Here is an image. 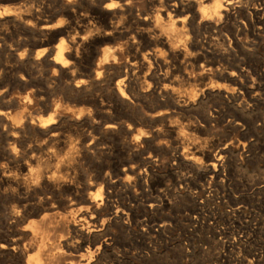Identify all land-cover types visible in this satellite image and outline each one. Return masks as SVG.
<instances>
[{
  "label": "rangeland",
  "instance_id": "obj_1",
  "mask_svg": "<svg viewBox=\"0 0 264 264\" xmlns=\"http://www.w3.org/2000/svg\"><path fill=\"white\" fill-rule=\"evenodd\" d=\"M30 1H28V0H8L7 2H6V0H1L0 1V11H2L4 9H7V8L12 11L11 15L8 16V14H6V15L2 16V18L0 17V22H1L0 23L1 24L0 25V41H1L0 44L2 43L0 45V50H1L0 51V55H1L0 56V59H1L0 60V63H1L0 64V66H1L0 69H3V70L7 69L8 70V69L14 68V70H18L19 67H20L19 63H18L19 56L23 55L25 49L33 50L34 51L33 54L35 55V54H37L36 52L38 50L40 51L41 50L40 48H42V46L40 47V45L38 44L39 41H38L37 38H39V40H42V39H44L43 37H45V35L39 33L38 31H35L34 29H31L29 24H27L25 21H24L25 25L23 23V20L22 21H18L19 18L16 15H18V14L27 15L31 11L39 9L40 13H41V16L43 18L45 17L46 21L48 23H50V24H54V26H61V28H66L70 24V22H68V21H70L69 20L70 18L67 16L68 14H66L67 11H68V8L66 7L65 4H59L58 5L56 0H30ZM215 1L216 0H212L210 2H206L205 5L206 6L208 5V7H210L211 5L214 4ZM222 1L224 2V0H222ZM225 1L228 2L230 0H225ZM262 2H264V0H253V3L251 2L250 6L248 8L245 5L241 6V7H236L234 9L230 10L228 15L223 16V17H214V18H211V19H205L204 20V19L201 18V15L198 13V16H197L198 18L194 17V21H193V17H191V16L187 17L186 20L184 19V21H183L182 18H184L186 16V13L184 15V13H182V12H177L173 6L171 7L170 3L164 2L162 4L164 6H162V7H163V9L165 7V10L168 9V11L171 12L170 17L172 16L171 17L172 19L170 17L167 18L166 16H164L163 21H166V20L169 21V20H173L174 19L173 21L176 20L175 23H176V26L178 27V29H180V30H182L184 32L187 31L186 32L187 34L184 35L185 38H183V40L178 43V45H181V46H178V50H181L180 48H183V49L181 51L173 53V54L172 53H168L169 51L167 49V46H165V44H164V41L167 40V37H168L167 34L163 33L162 30L160 31L159 30L160 27H158L155 24L156 22H154L155 18H156L157 11H155V9L152 8V6L149 4V2L147 0H125L123 2L124 4L125 3L127 4L126 6H124L125 9L121 8V10H120V8L119 9L117 8V11H119V10L121 11V12L119 11V13L117 12L116 17L118 19L116 17L112 18L113 19L112 20V22H113L112 25L115 26L114 27L115 29L117 28L116 29L117 33L115 34V36H114V38L112 39L111 42H107L105 44L100 45L99 49H101V48L103 49V47L104 48L105 47H113L112 52L113 53H117V55L120 56V58H121L120 63L121 64H119V67H117V68H112V71L110 73L112 74V81L116 82L122 76L121 74H124L126 72V74L129 77L127 76L128 78L126 79L127 81H125L126 83L124 84V88H125L126 92L128 93V97H130V98L128 99L129 100L128 102H125V103H127L126 105H128V106H126L124 102H122L120 100H117V98L114 95H112V97H113L112 98V117L114 118V119L112 118L113 119L112 122L113 121L114 122L116 121L115 123L118 122L121 125V127L115 129L116 131H112V133H113L112 136L110 134H104V133L99 134V136H100V139L102 138L101 142H102L103 145H109L110 144L113 147L112 148V156L107 158L108 160L109 159L110 160L111 159L114 160V161L112 160V168H113L112 169V182L115 181V182H113V185H112V191H113V193H112L113 194L112 210L116 206H123L124 205V207H126V209H127L128 221H130V220L131 221L123 226L122 222H121V219L117 218L115 215L112 216L113 217V222H112V243H110V241H108V243H110L112 246L110 244L104 246V248H105V249H103L104 252L102 251V254H100V259H101L100 262H101V264H110V263L111 264H115V263L116 264H122V263L123 264H125V263L126 264H163V263L164 264H214V263L215 264H237L238 262H239L238 264H243V263H245V264H264V260H263L264 259V233H262V232H264V230L262 231V228L264 229V190H263L264 189V182H263L264 181V149H263L264 148V22H262V21H264V7H263L264 3L262 4ZM27 3L28 4L30 3V4L28 5ZM22 4H23L24 7L23 6H19V5H22ZM36 4H37V6H36ZM43 4H44V6H43ZM48 4H50L51 7ZM34 5L37 8H35ZM57 5H58V7H57ZM5 6H6V8H5ZM7 6H9V7H7ZM12 6H13V8L15 7L16 9L14 8L15 9L14 10L12 8ZM18 6H19V9L17 8ZM180 6L181 5H179L178 8H180ZM31 7H33V8L31 9ZM53 7H54V9H52ZM162 7L159 5L158 9L161 10ZM181 7H183V6H181ZM261 7H262L263 10L261 9ZM169 8H170V10H169ZM198 8H200L199 5L196 6V10ZM123 9H124V11H123ZM246 9L250 10L253 13L255 11L258 12V14L255 16V20H256L255 22L256 23L254 24V26H250L248 24V22H247V17H246V12H245ZM51 10H52V12H51ZM127 10L129 11L128 13H126ZM199 10H201V8ZM49 12H51V14ZM134 12L135 13L137 12V13L135 14ZM46 14L48 15V18L46 16ZM52 14H53V19H51L52 18ZM59 14H61V15H59ZM118 14L119 15L121 14L120 16L122 18ZM54 15H56V16H54ZM57 15H59L58 16L59 18L57 17ZM123 15H124L125 19L123 18ZM10 16H11V19H10ZM128 16H130V17H128ZM141 16H143V17H141ZM63 17H64V19L66 18L65 21H64ZM144 17L145 18L147 17L146 19H148V17H149V19L147 20V21H149L148 24L144 25V24H142L139 21L141 19H144ZM67 18H69V19H67ZM126 18H127L128 22L126 21ZM133 20H134V22H133ZM180 20H182L183 23ZM2 22H4V23H2ZM138 22H140V23L138 24ZM150 22H154V23L152 24ZM118 23H119V25H118ZM66 24H68V25H66ZM123 24H124V26H123ZM129 24H131L132 26L131 25L129 26ZM190 24H191V26H190ZM9 25H10V27H9ZM116 25H117V27H116ZM133 25H134V28H133ZM138 25L141 26L142 28H139ZM146 25H148V26H146ZM152 25H153V27L152 28L150 27L151 29L148 28L149 26H152ZM64 26H66V27H64ZM118 26L119 27L121 26V27L118 28ZM206 26H207V28H206L207 30L204 29V27H206ZM135 27H136V30H135ZM155 27H157V29ZM15 28L16 29L18 28V29L16 30ZM241 28H243V29H241ZM25 29H27L28 31L27 30L25 31ZM186 29H188L190 32L188 30H186ZM191 29L193 31H191ZM239 29H240V31H239ZM255 29H256V31H255ZM120 30H121V32H120V35H119V31ZM145 30H146V32H145ZM155 30L160 31L161 33H163V35L160 32H157ZM131 31H132V33H131ZM242 31H244V32H242ZM253 31H255V32H253ZM5 32H6V35H5ZM125 32H127V33H125ZM147 32L149 33V35H148ZM233 32H235L234 33L235 35L233 34ZM236 32H237V34H236ZM32 33H33V37H32ZM139 33L141 35H139ZM157 33H159L160 35H158ZM190 33H192V34H190ZM122 34H123V36H122ZM154 34L156 35L155 37H153ZM124 35L125 36L127 35L129 37V39H128V37H125ZM146 35H148L149 37L147 36V38H146ZM199 35H200V37H199ZM71 36H73V37H71ZM131 36H134V37H132V40L130 39ZM136 36L138 38H136ZM19 37H20V39H19ZM70 38L74 39V40L75 39L79 40L78 38H80V33H77V32L75 33V31H73V32L70 33ZM123 38H124V40H123ZM152 38H154V39H152ZM15 39H17L16 40L17 42L15 41ZM36 39H37V41H36ZM150 39H152V40H150ZM157 39H159L161 41H159ZM56 40L57 41H55L52 45H54L55 43H57L59 41V39H56ZM136 40L137 41L140 40V41H138V43H137ZM141 40H142V43H141ZM144 40H146L147 43ZM201 40H202V42H199ZM223 40H224V42H223ZM231 40H232V42H231ZM131 41H133L132 44H131ZM190 41H192V42H190ZM195 41L198 42V44L195 43ZM225 41H227V42H225ZM234 41H236L237 43L235 44ZM6 43H7V45H6ZM156 43L158 44L157 46H156ZM29 44L31 46H29ZM112 44H113V46H112ZM147 44H149V45H147ZM150 44H153L154 48L152 47V45L150 46ZM15 45H16V47H13V48L11 47V46H15ZM130 45H131L132 48L130 47ZM140 45L141 46L143 45L142 48H141ZM2 46H4V47H2ZM17 47H18V49H17ZM133 47H135L136 49L133 48ZM14 49H15V51H14ZM121 49H124V50H121ZM137 49H139V50H137ZM185 49H186V51L187 50L188 51L186 52ZM191 49H192V51H190ZM194 49H195V51H194ZM229 49H230V51L231 50L232 51L229 52ZM139 51H141V52H139ZM2 52H3V54H2ZM134 52H139V53L137 55V53H134ZM188 52H190V54ZM199 52H201V53H199ZM211 52H212V55H211ZM221 53H222V55L220 56ZM132 54H134V55H132ZM231 54H232V56H231ZM155 55H157V56H155ZM190 55H191V58H190ZM154 56H155V60H154ZM194 56H196V57H194ZM202 56H204L207 61L205 60V58H202ZM132 57H134V58H132ZM141 57L144 60H146V62H147L146 66L147 67L145 66V68H141L142 70L139 67L136 68L135 65H133V67H132L131 64L133 62V59H135V58L142 59ZM158 57H160V58H158ZM165 57H166V59H165ZM214 57H216V58H214ZM129 58H130V60H129ZM149 58H151V59H149ZM162 58H163V60H162ZM8 60H9V62H8ZM150 60H152V61H150ZM186 60H188V61H186ZM195 60H197V61H195ZM10 61H11V63H10ZM129 61L130 62L132 61L131 64H129ZM169 61H171V62H169ZM204 61H206V62L204 63ZM210 61H211V63H210ZM152 62H154V63H152ZM160 62H162V64ZM173 62H176V63H173ZM213 62H214V64H213ZM218 62H219V64H218ZM195 63H197V64L195 65ZM6 64H8V65L5 66ZM124 64H125V66H124ZM159 64H161V65H159ZM243 64H244V66H243ZM30 65H31V67H30ZM39 65H40V63L38 64L37 61L33 60L31 62V64L28 65L30 67V68L28 67V69L31 70L33 76L35 77V81L36 82L38 81L36 87L38 89H39V87H41L40 88L41 91L45 90L46 92H49V94L54 95V97L51 95L52 98H51L50 102L48 100L44 101L45 104H43L44 103L43 100L39 99L37 96H36L37 99L34 100L32 102V104L27 105V106L25 104H23V102H21L22 101L21 99L24 98L25 94H27L28 92H31V90H32L31 88L32 87H29V86L26 87L25 85H23V82L21 83L20 80H17V81L14 82V81L10 80L4 74V72L0 73L1 74L0 75L1 76V78H0V89L1 90L9 89L8 91L10 92V97H7L3 101L2 100L0 101V108L2 107V109H5V110L8 108L7 111L9 112L8 113V116H9L8 124L6 125V124L0 122V130H1V132H0V148L4 151L3 152L0 149V160L2 159L0 161V171L6 170V169L7 170L13 169V167L17 163H19V162L22 163L23 160L26 161L30 156H32L34 154L39 156V157H41V158L43 157L42 159L46 162L45 166L47 168H51L52 169L58 163L57 158H59V157L62 158L64 155L67 156V154L72 151L73 159L72 160H69V159L65 160V165L67 166V169L65 170V172L69 173L71 175L70 177H71L72 180H74L75 184H77V185L79 184L80 185L81 182H83V174L85 175V174H87V172H89V170L91 171L92 168H93L92 164L96 163V162H94V160L92 158H90V159L88 158V159H85V160H82V159L80 160V158L77 156V154H78L77 146L81 143V140H82L81 138L83 136H85V134L87 135L89 133V131H90V128L88 129V125L85 124V122L82 121V119H77V115H76V111L79 112L80 110H82L83 109L82 107H84V105L80 102L78 94L73 93V92L71 93V92H68V91L67 92L63 91L62 92L61 88H58L54 83H53L54 85H52V80L48 79V78L53 77L52 69L50 68V66L45 67L43 64H41L40 66ZM227 65H229V66L227 67ZM162 66H164V67H162ZM190 66H191V68H189ZM225 66H226V68H225ZM229 67H232V68H229ZM128 68H130V69L128 70ZM154 68H157V70L154 69ZM132 69H134V70H132ZM147 69H149V70H147ZM192 69H194V70H192ZM172 70H174V71H172ZM182 70H184V72ZM189 70H190V72H189ZM231 70H232V72H231ZM133 71H135L136 73L133 72ZM141 71L142 72L144 71L143 72L144 74ZM240 71H241V73H240ZM166 72H168V73H166ZM137 73H139V74H137ZM231 73H233V77L231 76ZM41 74H42V76H41ZM119 74H120V76H119ZM133 74H135V75L133 76ZM153 74H154V76H153ZM180 74L183 75V77ZM116 75H117V79H115ZM179 75H180V77H178ZM135 76H136V78H135ZM204 76H206V78ZM212 76H214V77H212ZM215 76H216V78H215ZM150 77H152V79L154 81L152 79H149ZM181 77L183 79H180ZM224 77L226 78L227 81L225 80ZM138 78L140 80H137ZM166 78H168V79H166ZM186 78H188V79H186ZM213 78H215V79H213ZM2 79H4V81ZM133 79H135V80H133ZM130 80H132L133 83H132V81L130 82ZM212 80H213V82H212ZM219 80H221V81H219ZM134 81H135V83H134ZM183 81H185V82H183ZM216 81H217V83H216ZM142 82H143V84H142ZM171 82H172V84H170ZM179 82H180V85L177 84ZM182 82H183V84H182ZM189 82L192 83V84H189ZM243 82H245V83H243ZM2 83H5V84H2ZM127 83H129L132 87L129 84L127 85ZM158 83H160V84L158 85ZM185 83L188 84V85H186ZM184 84H185V86H184ZM236 85H238L240 88H242L241 91L240 90L237 91ZM128 86H129V88H126ZM5 87H6V89H5ZM37 88H36V90H37V92H39L40 90H38ZM130 88H132V89H130ZM52 89H54L55 91L54 90L52 91ZM187 90L188 91L190 90L191 92L188 93ZM101 91H102V89H101ZM132 91H133L134 94L132 93ZM195 91L198 92V93H196ZM162 92H164V93L162 94ZM165 92H167L168 94H166ZM58 93L61 94V95L59 96ZM135 93H136V95H135ZM137 94H139L140 96L137 95ZM144 94H146V96ZM203 94H204V96H203ZM142 95H144V96H142ZM165 95H166V97H165ZM191 95H193V96H191ZM180 96H181V98L178 99ZM211 96H212V98H211ZM136 97L138 99H136ZM155 97L158 98V99H156ZM174 97H175L176 100L174 99ZM250 97H251V99H250ZM19 98H21V99H19ZM139 98H140V100H139ZM161 99H162V101H161ZM177 99L180 100V102H182V103H179V101ZM216 99H217V101H216ZM238 99H239V101H238ZM134 100H136V101H134ZM155 100H157V102ZM209 100H210V102H209ZM130 101H131V103H130ZM251 101H253V102L251 103ZM55 102H58V103L61 102L60 104H62L60 110H58V116L61 117V118L59 117V120H58L60 122V124H59V122H57L55 124V126L57 127V131H58L57 139H54V141L52 139L50 140V134L47 135V137H49V138H47V137H45V135H43L40 132V130L38 128H36V129L33 128V127L28 128L29 127L28 126V127H25V128H21L23 130H21V133L19 134V136H20L18 138V140H20V141H18L19 144L17 143L15 150H12L11 148H14V145L12 144L13 139H12V136H11L12 131L10 130V126L11 127L18 126V124L15 121V118L18 117V116H22L23 118L25 117V119L26 118L28 119L29 117H33V116L35 118H40L41 115H42L41 118L48 117V116H50L51 113L54 112L53 111L54 109H49V111H48V110H46V107L47 106H51L50 103L53 104ZM238 102H241L242 105L240 106V103H238ZM77 103H78V105H77ZM120 103H122V104L120 105ZM11 105L12 106L14 105L13 106L14 108L13 107L11 108ZM152 105H154V106H152ZM169 105H171V106H169ZM15 106H16V108H15ZM78 106H81V107H78ZM124 106H126V107L123 108ZM135 106H136V108H135ZM177 106H179V107L177 108ZM156 107H157V109H156ZM202 107H203V109H202ZM126 108L128 110H126ZM138 108H139V110H137ZM205 108L207 110H205ZM115 109H117L118 111H116ZM183 109H185V110H183ZM199 109L201 110V112H200ZM119 110H121V111H119ZM125 110H126V112L127 111L128 112L127 113L124 112ZM134 110H136V111H134ZM239 110H241V111H239ZM42 111H44V112H42ZM190 111H192V112H190ZM46 112L48 114H46V116L44 117V115H45L44 113H46ZM115 113H116V115H115ZM195 113H196V115H194ZM158 114H159V116H158ZM200 114L202 115V119H200L201 118ZM171 115H172V117H171ZM117 116H118V119H116ZM177 116L179 117L178 119H177ZM130 117L132 118V120H131ZM192 118H194V119H192ZM133 119H135V120H133ZM149 119L151 120L150 123L148 122V121H150ZM256 119H258V120H256ZM126 120H127V122H126ZM63 121H65L67 123V125ZM138 121H139V123L137 125L136 122H138ZM186 121H189V122H186ZM201 121H202L203 124H200ZM251 121L253 122V124H252ZM158 122H159V125H158ZM179 122L182 123V125H180ZM196 122H198V123H196ZM239 122L241 124H237ZM155 123H156V126H155ZM161 123H162V125H161ZM169 123H172V124L170 125ZM75 124H76V126H75ZM128 124H129V126H128ZM134 124H135V126H134ZM167 124H169V126ZM5 125L8 126L9 129H6L8 127H6ZM72 126H73V128H72ZM126 126L128 127V129H127ZM20 127H22V126H20ZM20 127H18V128H20ZM65 127H67V129H69V130L67 131V129ZM163 127H164V131L162 130ZM27 128L29 130H27ZM177 128H179V129H177ZM208 128L210 130H208ZM24 129L26 131H29V133L28 132L24 133V132H26ZM180 129H181V131H180ZM65 130H66V132H65ZM173 130H174V132H173ZM176 130H179L178 133H177ZM182 130H183V132H182ZM70 131L72 133L74 131L73 134L75 136L72 135V133ZM167 131H168V133H167ZM189 131H192L193 134L191 132H189ZM119 132H120V135H119ZM141 132L143 134H145L146 136L144 135L139 141H136L135 138H133V137L135 136V134H138V133H141ZM68 133H70V134H68ZM154 133H157V134L154 135ZM194 133H196V134H194ZM161 134H163L162 137H161ZM76 135H78V136H76ZM171 135H173L172 138H170ZM22 136H25V137L22 138ZM28 136L31 137V138L29 139ZM32 136L35 137V138H33ZM36 136H38V139H37ZM62 137L63 138L65 137L66 139L65 138L63 139ZM114 137H116L115 141H114ZM2 138H4V139L2 140ZM76 138L78 139V141H76L77 140ZM109 138H110V141L108 140ZM174 138H175V140H174ZM21 139H22V141H21ZM126 139H128V141H126ZM129 139H130V141H129ZM150 139H152L153 141L150 140ZM179 139H180V141H179ZM44 140L45 141L48 140L49 142L48 141L45 142ZM64 140H65V142H64ZM111 140L114 141V142H117V144H119V145L117 146V144H115ZM50 141H52L53 143L50 142ZM74 141H75V143H74ZM105 141H107V143ZM144 141H146V142H144ZM183 141H185V142L183 143ZM36 142L38 143V145L42 146L40 151L37 149ZM58 142L59 143L61 142L60 143L61 146L59 145ZM179 142H180V144H179ZM30 143H32V144H30ZM33 143H35V144H33ZM56 143L58 145V148H57ZM127 143H129V144H127ZM53 144H54V147H53ZM123 144H124V146L126 145V148L123 146ZM173 144H175L176 146L175 145L173 146ZM65 145H68V146H65ZM129 145H130V148H128ZM49 146H50V148H49ZM63 146H64V148H63ZM152 146H153V148H152ZM156 146H157V148H156ZM123 147H124V149H123ZM20 148H21V150H20ZM31 148H33V149H31ZM115 148H116V150H115ZM18 149H19V151H18ZM22 149H23V151H22ZM42 149H43V151H42ZM45 149H47V150H45ZM145 149H148V150H145ZM161 149H162V151H161ZM10 150H11V153L9 152ZM137 150L140 151V153ZM158 150L161 151V152H159ZM1 151H2L3 154H1ZM12 151H14V152H12ZM46 151H48V153H46ZM149 151L151 152V154H150ZM166 151L169 153V155L167 154ZM171 151H172V153H171ZM60 152H62V153H60ZM131 152H133V153H131ZM148 152H149V154H147ZM156 152H157V155H155ZM29 153L31 155H29ZM36 153H38V154H36ZM212 153H213V155H212ZM130 155H131V157H130ZM153 155H154V158H153ZM160 155H161V157H160ZM188 155H190V156H188ZM218 155H221V156H218ZM181 156H182L183 159L181 158ZM216 156H217V158H216ZM50 157L52 159L53 158H56V159H53L51 162H49L48 158H50ZM125 157H127V158H125ZM177 157H178V159H177ZM207 157H209V158H207ZM214 157H215V159H214ZM76 158H77V160H76ZM189 158L191 159V161H190ZM208 159L212 160V161L209 162ZM55 160H56V162H55ZM133 160H135V161H133ZM156 161H157V163H156ZM176 161H177V163H176ZM114 162H117V163H114ZM129 163L131 164V166H130ZM207 164H208V166H207ZM88 165H89V167H88ZM187 165H189V166H187ZM138 167L140 169H138ZM181 167H183V168L181 169ZM188 167H190V168H188ZM193 167H195V168H193ZM116 168H118V169H116ZM184 168L187 171L184 170ZM120 170H122V171L124 170L123 173ZM128 170H129V173H128ZM131 171L134 172V173H132ZM204 171H205V173H204ZM119 172H120V174H119ZM187 172H188L189 176H188ZM191 172H192V174H191ZM145 173L147 174V176H146ZM171 173L173 174L172 176H171ZM175 173L176 174L178 173V174L176 175ZM214 173H215L216 176L214 175ZM116 174H118V176H115ZM123 174H125V175H123ZM24 175L26 177H24V176L23 177L26 178V179H28L29 178L28 176H30V174L27 173V172H25ZM168 175L171 176V177H169ZM184 175H185V177H184ZM190 175H192V176H190ZM149 176H150V178H148ZM161 176L163 178H161ZM197 176L199 178H197ZM166 177H168V178H166ZM130 178H133V179L130 180ZM180 178H182L181 179L182 181L180 180ZM189 178L191 180H195V181H191ZM76 180H78V181H76ZM138 180H139V183H138ZM160 180L162 181V183H161ZM152 182H154V184H152ZM181 182H184V183H181ZM196 182H198V183H196ZM225 182H227V183H225ZM116 184L119 187H116ZM143 184H144V186H143ZM180 184H181V187H180ZM133 185H134V187H133ZM162 185L164 187H162ZM187 185H189L192 188L188 187ZM140 186H141V189H140ZM170 186H171V188H170ZM143 187L145 188V190H144ZM221 187L222 188L224 187V188L222 189ZM165 188H167V189H165ZM176 188L178 189V191H176L177 190ZM220 188H221V190H220ZM129 190H130L131 194L128 193ZM156 190H158V191H156ZM167 190H169V192H167ZM64 192H66V194ZM143 192H145V193H143ZM160 192L163 193V194H161ZM68 193H70V194H68ZM120 193H122V194H120ZM72 194L73 193L71 192V190L66 188V187L63 189V192L61 190L60 193L58 194V196L62 197L63 199H66V200L69 199V203H68L69 205L65 206L66 209H62L61 211L62 212L64 211V213H68L70 211H76L77 213H81V212L84 213L85 210H83L84 208H82L83 204L80 201H78V200L76 201V196L72 195ZM167 194H169V195H167ZM163 195H164V197H162ZM170 195H171V197H170ZM172 195H174V196H172ZM145 197L147 198V200H146ZM72 198H74V199H72ZM3 199L6 200V201L3 202L4 201ZM152 199H153V201H152ZM236 199H237L238 202L236 201ZM10 200L11 199H8V198L7 199L6 198H0V204H4L6 206V203H7V206H9L10 204H12V200H11V202H10ZM173 200H175V201H173ZM54 201H56V199H54ZM118 201H120V202L118 203ZM232 201H234L235 203L232 202ZM259 202H261V203H259ZM239 203H240V205H239ZM159 204H160V206H159ZM149 205H151V206H149ZM242 205H244V206H242ZM255 205L257 207H255ZM259 205H260V208H258ZM0 206H2V205H0ZM234 206H236V207H234ZM194 212H195V214H193ZM112 213H113V211H112ZM139 215H141V216L139 217ZM241 217H242V221H241ZM2 219L3 218H1L0 220L2 221ZM154 219H155V222H154ZM170 219H172L173 221L172 220L170 221ZM192 219H194V220H192ZM139 221H140L141 224L142 223L143 224L141 225L139 223ZM169 222H171V223H169ZM114 223H116V224H114ZM210 223L211 224L215 223V225H210ZM198 225H199V227H198ZM153 226L156 227V228H153ZM160 226H162V227H160ZM143 227L144 228L146 227V228L143 229ZM148 227H149V229H148ZM151 227L153 229H151ZM216 227H218V228L216 229ZM227 228H229V229H227ZM121 229L124 230V231H122ZM146 229H148L149 231L146 230ZM160 229L162 231H160ZM213 229H214V232H216V233L213 232ZM241 229L244 232H242ZM251 229H253V231ZM0 231H3V229L0 228ZM227 231L228 232L230 231V232L228 233ZM255 231H256V233H254ZM122 232L123 233L125 232V233L123 234ZM218 232L220 234H218ZM145 234H146V236H145ZM124 235H125V237H124ZM161 236H162V238H160ZM218 236H220V237H218ZM118 237H119V239H118ZM149 237H150V239H149ZM122 238L125 239V241ZM234 238H236V239H234ZM141 239H144V240H141ZM91 240L93 241L94 239H91ZM119 240H123V241H119ZM234 240H235V242L236 241L237 242L234 243ZM126 241H129V242H126ZM143 242L145 243V245H144ZM251 242L253 244L250 245ZM114 243H116V244L114 245ZM216 243H217V245H216ZM219 244H220V248H219ZM120 245H122V246H120ZM138 247H140V248H138ZM222 247H224V248H222ZM232 248H234V249H232ZM181 250H183V251H181ZM250 250H252V251H250ZM175 251H176V253H175ZM254 251H255V253H254ZM139 253H140V255L142 254L143 256L142 255L140 256ZM182 253H184V254H182ZM238 253L241 255L240 257H239ZM113 255H114L115 258L113 257ZM166 256H168L169 258L166 257ZM140 257H142V258H140ZM228 257H229V259H228ZM261 257H263V258H261ZM122 259L123 260L125 259V260L123 261ZM111 260L114 261V262H112ZM173 260H174V262H173ZM252 261H253V263H252Z\"/></svg>",
  "mask_w": 264,
  "mask_h": 264
},
{
  "label": "bare ground",
  "instance_id": "obj_2",
  "mask_svg": "<svg viewBox=\"0 0 264 264\" xmlns=\"http://www.w3.org/2000/svg\"><path fill=\"white\" fill-rule=\"evenodd\" d=\"M1 1V0H0ZM8 0H6L7 2ZM30 1V0H28ZM58 5L59 4H65L66 7L68 8V11L66 14H68L67 16L70 18V24L69 26H64L66 28H61V26H54V24H50L46 21V18L44 19L41 16L40 10H33L31 11L29 14L27 15H23V14H18L16 15L19 20L18 21H22L23 23L24 21L29 24L31 29H34L35 31H38L39 33L45 35V37H43L44 39L39 40V45L40 47L42 46V48H40L41 50L38 52H36L37 54H33V50L30 49H25L23 55L19 56V69L18 70H14V68L11 69H0V73L4 72V74L12 81H17L20 80L21 83L23 82V85H25L26 87H32L31 92H28L27 94H25L24 98L21 99L23 102V104L30 105L32 104V102L34 100H36V96L44 101H49L51 100V95L49 94V92H46L45 90H40L41 87H39V89L36 87L38 81H35V77L33 76L31 70L28 69V65L31 64V62L33 60L37 61L38 64L40 63L43 64L45 67L50 66V68L52 69V75L53 77L48 78L52 80V85H56L58 88H61V91H65V92H73L79 95V100L80 102L84 105V107H82L83 109L80 110L79 112L76 111V115H77V119H82V121L85 122V124L88 125V129L90 128L89 133L85 136H83L80 140L81 143L77 146V156L80 158V160H85V159H90L92 158L94 160V162H96L93 165L92 170L89 172H87V174H83V182H81V184L77 185L74 183V180L71 179V175L69 173H66L65 170L67 169V166L65 165V160H72L73 159V153L72 151L70 153L67 154V156H61L62 158H57V165L54 168H47L46 162L39 156L37 155H32L30 156L26 161L23 160L22 163H17L13 169L10 170H2L0 171V198H8L12 200V204H8L9 206H6L4 204H0L2 206H0V219H2V221L0 220V228L3 229V231H0V264H101L100 262V254H102V251L105 245H109L110 243H112V222H113V215H115L117 218L121 219L122 225H126L127 223H129L130 221H128V215H127V209L126 207L123 206H116L113 208L112 210V198H113V191H112V185H113V181L112 182V160L113 159H107L108 157L112 156V145H103L100 139L99 134L104 133V134H110L112 136V131H116L115 129L121 127V125L117 122L115 123L114 121L112 122V120L114 119L112 117V95H114L117 100H120L122 102H128L129 98L128 97V93L126 92L125 88H124V84L126 83L125 81H127L126 79L129 77L126 72L124 74H121L122 76L116 81H112V74L110 73L112 71V68H117L119 67L121 58L119 55H117V53H113L112 49L113 47H103V49H99L100 45L105 44L107 42H111L112 39L114 38L115 34L117 33L116 29L114 28L115 26L112 25V18L116 17L117 12L119 13V11L121 10V8H124V6H126L127 2L124 4L123 2L125 0H56ZM149 2V4L152 6V8L155 9V11H157L156 14V18L155 24L160 27V31L162 30L163 33L167 34V40L164 41L165 46H167L168 49V53H176L181 51L183 48H180L181 50H178V45L179 42H181L183 40L184 35L187 34L186 29L184 31L178 29V27L176 26L175 21L173 20H169V21H163L164 16H166L167 18L170 17L171 12L167 10H165V7L163 9L162 5L164 2H168L171 4V7L173 6L175 8V10L177 12H182L186 13V16L183 19L186 20L187 17H193V21H194V17L198 16V13L201 15L202 19H211L214 17H223L228 15L229 11L236 8V7H241V6H247V8L250 6L251 2L253 3V0H230V1H225L224 2L222 0H216L214 2L213 5H211L210 7H208V5L206 6L205 3L206 2H210L212 0H147ZM31 2V1H30ZM40 2V1H39ZM38 2V3H39ZM42 2V1H41ZM259 2V1H258ZM5 3V2H4ZM9 3V2H8ZM36 3V2H35ZM47 3V2H46ZM53 3V2H52ZM264 2H262L263 4ZM6 4V3H5ZM28 4V3H27ZM30 4V3H29ZM28 4V5H29ZM148 4V5H149ZM209 4V3H208ZM11 5V4H10ZM32 5V4H31ZM40 5V4H39ZM50 6V4H48ZM57 5V7H58ZM161 6L162 9H158V6ZM181 5L183 7L180 6V8H178V6ZM199 5V7L201 8V10H199L200 8H198L196 10V6ZM19 6H23L19 5ZM19 6L17 7L19 9ZM37 6V4H36ZM35 5L34 7L37 8ZM44 6V4H43ZM166 6V5H165ZM169 6V5H168ZM167 6V7H168ZM259 6V5H258ZM263 6V5H262ZM9 7V6H7ZM24 7V6H23ZM22 7V8H23ZM28 7V6H27ZM39 7V6H38ZM46 7V6H45ZM51 7V6H50ZM55 7V6H54ZM54 7L52 9H54ZM260 7V6H259ZM264 7V6H263ZM6 8V6H5ZM13 8V6H12ZM15 8V7H14ZM13 8V9H14ZM21 8V7H20ZM29 8V7H28ZM33 7H31L32 9ZM34 8V9H35ZM41 8V7H40ZM117 8L120 10L117 11ZM178 8V9H177ZM16 9V8H15ZM14 9V10H15ZM45 9V8H44ZM43 9V10H44ZM51 9V8H50ZM66 9V8H65ZM125 9V8H124ZM123 9V11H124ZM242 9V8H241ZM244 9V8H243ZM250 9V8H249ZM252 9V8H251ZM262 9V7H261ZM26 10V9H25ZM42 10V9H41ZM61 10V9H60ZM134 10V9H133ZM151 10V9H150ZM170 10V8H169ZM263 10V9H262ZM17 11V10H16ZM23 11V10H22ZM28 11V10H27ZM165 11V12H164ZM243 11V10H242ZM47 12V11H46ZM45 12V13H46ZM52 12V10H51ZM51 12H49L51 14ZM121 12V11H120ZM129 11L127 10L126 13H128ZM132 12V11H131ZM154 12V11H153ZM246 17H247V22L250 26H254V24L256 23L255 21V16L258 14L257 11H255L254 13L251 12L250 10L246 9ZM12 11L7 9H4L2 11H0V17L2 18V16L8 14L11 15ZM14 13V12H13ZM17 13V12H16ZM21 13V12H20ZM135 13V12H134ZM137 13V12H136ZM135 13V14H136ZM151 13V12H150ZM149 13V14H150ZM236 13V12H235ZM49 14V15H50ZM55 14V13H54ZM58 14V13H57ZM140 14V13H139ZM142 14V13H141ZM144 14V13H143ZM148 14V15H149ZM152 14V13H151ZM150 14V15H151ZM176 14V13H175ZM261 14V13H260ZM13 15V14H12ZM61 15V14H59ZM57 15V17L59 16ZM119 15V14H118ZM121 15V14H120ZM119 15V16H120ZM127 15V14H126ZM138 15V14H137ZM147 15V16H148ZM244 15V14H243ZM47 18L48 15L46 14ZM56 16V15H54ZM139 16V15H138ZM230 16V15H229ZM121 17V16H120ZM119 17V18H120ZM130 17V16H128ZM134 17V16H133ZM143 17V16H141ZM165 17V18H166ZM172 17V16H171ZM170 17V18H171ZM238 17V16H237ZM260 17V16H259ZM8 18V17H7ZM51 18V17H50ZM55 18V17H54ZM59 18V17H58ZM117 18V17H116ZM122 18V17H121ZM123 18L125 19L124 15ZM136 18V17H135ZM147 18V17H146ZM144 17V19L139 20L142 24H148L149 21H147L149 19H146ZM198 18V17H197ZM236 18V17H235ZM11 19V16H10ZM53 19V14H52V18ZM64 19V17H63ZM66 19V18H65ZM64 19V21H65ZM118 19V18H117ZM123 19V20H124ZM134 19V18H133ZM172 19V18H171ZM239 19V18H238ZM241 19V18H240ZM245 19V18H244ZM259 19V18H258ZM263 19V18H262ZM14 20V19H13ZM50 20V19H49ZM48 20V21H49ZM55 20V19H54ZM53 20V21H54ZM120 20V19H119ZM118 20V21H119ZM135 20V19H134ZM133 20V22H134ZM196 20V19H195ZM235 20V19H234ZM125 21V20H124ZM127 21V18H126ZM138 21V20H137ZM178 21V20H177ZM182 21V20H180ZM182 21V23H183ZM197 21V20H196ZM244 21V20H243ZM262 21V20H261ZM5 22V21H4ZM2 22V23H4ZM63 22V21H62ZM115 22V21H114ZM117 22V21H116ZM121 22V21H120ZM128 22V21H127ZM132 22V21H131ZM138 22V24L140 23ZM154 22H150V23H154ZM200 22V21H199ZM246 22V21H245ZM264 22V21H262ZM261 22V23H262ZM1 23V22H0ZM10 23V22H9ZM8 23V24H9ZM67 23V22H66ZM136 23V22H135ZM134 23V24H135ZM181 23V24H182ZM191 23V22H190ZM239 23V22H238ZM237 23V24H238ZM241 23V22H240ZM6 24V23H5ZM12 24V23H11ZM21 24V23H20ZM65 24V23H64ZM63 24V25H64ZM132 24V23H131ZM129 24V26L131 25ZM186 24V23H185ZM192 24V23H191ZM190 24V26H191ZM243 24V23H242ZM1 25V24H0ZM18 25V24H17ZM25 25V23H24ZM68 25V24H66ZM119 25V23H118ZM150 25V24H149ZM195 25V24H194ZM193 25V26H194ZM212 25V24H211ZM260 25V24H259ZM262 25V24H261ZM122 26V25H121ZM120 26V27H121ZM124 26V24H123ZM128 26V27H129ZM132 26V25H131ZM148 26V25H146ZM187 26V25H186ZM192 26V27H193ZM238 26V25H237ZM263 26V25H262ZM10 27V25H9ZM117 27V25H116ZM118 26V28H120ZM139 28H142L141 26L138 25ZM145 27V26H144ZM152 28V26H149L148 28ZM182 27V26H181ZM180 27V28H181ZM203 27V26H202ZM258 27V26H257ZM28 28V27H27ZM123 28V27H122ZM134 28V25H133ZM138 28V29H139ZM150 28V29H151ZM157 29V27H155ZM184 28V27H183ZM206 27H204V29H206ZM231 28V27H230ZM247 28V27H246ZM252 28V27H251ZM255 28V27H254ZM253 28V29H254ZM4 29V28H3ZM16 29V28H15ZM18 29V28H17ZM16 29V30H17ZM210 29V28H209ZM212 29V28H211ZM243 29V28H241ZM2 30V29H1ZM27 29H25L26 31ZM136 30V27H135ZM134 30V31H135ZM141 30V29H140ZM139 30V31H140ZM144 30V29H143ZM148 30V29H147ZM153 30V29H152ZM207 30V29H206ZM214 30V29H213ZM235 30V29H234ZM237 30V29H236ZM8 31V30H7ZM28 31V30H27ZM75 31V33H80V38H78L79 40H74L70 38V33ZM125 31V30H124ZM154 31V30H153ZM157 31V30H155ZM157 31V32H160ZM189 31V30H188ZM191 31H193L191 29ZM240 31V29H239ZM256 31V29H255ZM253 31V32H255ZM14 32V31H13ZM12 32V33H13ZM16 32V31H15ZM33 32V31H32ZM121 30L119 31V35H120ZM138 32V31H137ZM144 32V31H143ZM146 32V30H145ZM149 32V31H148ZM147 32V33H148ZM190 32V31H189ZM196 32V31H195ZM244 32V31H242ZM35 33V32H34ZM127 33V32H125ZM132 33V31H131ZM146 33V34H147ZM151 33V32H150ZM161 33V32H160ZM163 33H161L163 35ZM193 33V32H192ZM190 33V34H192ZM235 32H233L234 34ZM22 34V33H21ZM28 34V33H27ZM31 34V33H30ZM73 34V33H72ZM143 34V33H142ZM156 34V33H155ZM154 34L153 37H155L156 35ZM158 35H160L159 33H157ZM237 34V32H236ZM239 34V33H238ZM241 34V33H240ZM6 35V32H5ZM10 35V34H9ZM24 35V34H23ZM29 35V34H28ZM35 35V34H34ZM139 35H141L139 33ZM149 35V33H148ZM146 35V38L147 36ZM198 35V34H197ZM235 35V34H234ZM36 36V35H35ZM123 36V34H122ZM125 36V35H124ZM145 36V35H144ZM152 36V35H151ZM188 36V35H187ZM190 36V35H189ZM215 36V35H214ZM223 36V35H222ZM233 36V35H232ZM7 37V36H6ZM32 37H33V33H32ZM73 37V36H71ZM125 37H128L127 35ZM124 37V38H125ZM131 36V40H132ZM149 37V36H148ZM162 37V36H161ZM200 37V35H199ZM202 37V36H201ZM236 37V36H235ZM238 37V36H237ZM15 38V37H14ZM17 38V37H16ZM22 38V37H21ZM118 38V37H117ZM123 38V40H124ZM136 38H138L136 36ZM143 38V37H142ZM157 38V37H156ZM160 38V37H159ZM163 38V37H162ZM165 38V37H164ZM189 38V37H188ZM192 38V37H191ZM8 39V38H7ZM20 39V37H19ZM23 39V38H22ZM32 39V38H31ZM36 39V41H37ZM56 39H59V41L57 43H55L54 45H52L55 41H57ZM129 39V37H128ZM154 39V38H152ZM150 39V40H152ZM195 39V38H194ZM236 39V38H235ZM240 39V38H239ZM5 40V39H4ZM14 40V39H13ZM17 39H15L16 41ZM134 40V39H133ZM143 40V39H142ZM141 40V43H142ZM159 40V39H157ZM186 40V39H185ZM198 40V39H197ZM196 40V41H197ZM208 40V39H207ZM225 40V39H224ZM223 40V42H224ZM230 40V39H229ZM228 40V41H229ZM7 41V40H6ZM26 41V40H25ZM34 41V40H33ZM137 41V40H136ZM140 41V40H138ZM137 41V43H138ZM146 42V40H144ZM149 41V40H148ZM161 41V40H159ZM163 41V40H162ZM187 41V40H186ZM198 44V42H196ZM237 41V40H236ZM234 41V43L236 44L237 42ZM1 42V41H0ZM3 42V41H2ZM17 42V41H16ZM15 42V43H16ZM144 42V43H145ZM151 42V41H150ZM155 42V41H154ZM192 42V41H190ZM194 42V41H193ZM199 42H202L199 41ZM217 42V41H216ZM220 42V41H219ZM218 42V43H219ZM227 42V41H225ZM232 42V40H231ZM4 43V42H3ZM21 43V42H20ZM122 43V42H121ZM133 43V41H131V44ZM140 43V44H141ZM147 43V42H146ZM149 43V42H148ZM152 43V42H151ZM160 43V42H159ZM187 43V42H186ZM185 43V44H186ZM2 44V43H1ZM0 44V45H1ZM10 44V43H9ZM32 44V43H31ZM201 44V43H200ZM199 44V45H200ZM231 44V43H230ZM234 44V45H235ZM7 45V43H6ZM35 45V44H34ZM128 45V44H127ZM134 45V44H133ZM149 45V44H147ZM153 44H150V46ZM158 44L156 43V46ZM184 45V44H183ZM188 45V44H187ZM211 45V44H210ZM209 45V46H210ZM216 45V44H215ZM219 45V44H218ZM238 45V44H237ZM25 46V45H24ZM29 46H31L29 44ZM33 46V45H32ZM111 46V45H110ZM113 46V44H112ZM137 46V45H136ZM141 46V45H140ZM139 46V47H140ZM143 46V45H142ZM141 46V48H142ZM146 46V45H145ZM160 46V45H159ZM163 46V45H162ZM190 46V45H189ZM198 46V45H197ZM212 46V45H211ZM214 46V45H213ZM4 47V46H2ZM8 47V46H7ZM16 47L15 46H11ZM34 47V46H33ZM131 47V45H130ZM185 47V46H184ZM201 47V46H200ZM22 48V47H21ZM132 48V47H131ZM135 48V47H133ZM154 48V47H153ZM189 48V47H188ZM209 48V47H208ZM207 48V49H208ZM238 48V47H237ZM18 49V47H17ZM130 49V48H129ZM136 49V48H135ZM161 49V48H160ZM166 49V50H167ZM187 49V48H186ZM185 49V51H186ZM8 50V49H7ZM13 50V49H12ZM23 50V49H22ZM115 50V49H114ZM124 50V49H121ZM132 50V49H131ZM139 50V49H137ZM143 50V49H142ZM146 50V49H145ZM144 50V51H145ZM150 50V49H149ZM156 50V49H155ZM164 50V49H163ZM165 50V51H166ZM201 50V49H200ZM206 50V49H205ZM204 50V51H205ZM215 50V49H214ZM222 50V49H221ZM262 50V49H261ZM1 51V50H0ZM9 51V50H8ZM15 51V49H14ZM151 51V50H150ZM184 51V52H185ZM188 51V50H187ZM186 51V52H187ZM192 51V49L190 50ZM195 51V49H194ZM217 51V50H216ZM220 51V50H219ZM218 51V52H219ZM226 51V50H225ZM232 51V50H231ZM229 49V52H231ZM253 51V50H252ZM12 52V51H11ZM18 52V51H17ZM121 52V51H120ZM141 52V51H139ZM139 52H134V53H138ZM221 52V51H220ZM236 52V51H235ZM8 53V52H7ZM21 53V52H20ZM19 53V54H20ZM146 53V52H145ZM148 53V52H147ZM183 53V52H182ZM190 54V52H188ZM201 53V52H199ZM3 54V52H2ZM130 54V53H129ZM180 54V53H179ZM186 54V53H185ZM192 54V53H191ZM210 54V53H209ZM11 55V54H10ZM134 55V54H132ZM150 55V54H149ZM184 55V54H183ZM194 55V54H193ZM199 55V54H198ZM212 55V52H211ZM210 55V56H211ZM216 55V54H215ZM222 55V53L220 54V56ZM230 55V54H229ZM252 55V54H251ZM1 56V55H0ZM8 56V55H7ZM147 56V55H146ZM153 56V55H152ZM157 56V55H155ZM155 56H154V60H155ZM167 56V55H166ZM177 56V55H176ZM185 56V55H184ZM183 56V57H184ZM232 56V54H231ZM12 57V56H11ZM137 57V56H136ZM163 57V56H162ZM187 57V56H186ZM185 57V58H186ZM196 57V56H194ZM198 57V56H197ZM134 58V57H132ZM142 58V57H141ZM160 58V57H158ZM157 58V59H158ZM168 58V57H167ZM176 58V57H175ZM182 58V57H181ZM191 58V55H190ZM202 58H205L204 56H202ZM216 58V57H214ZM213 58V59H214ZM151 59V58H149ZM166 59V57H165ZM189 59V58H188ZM196 59V58H195ZM231 59V58H230ZM259 59V58H258ZM1 60V59H0ZM4 60V59H3ZM14 60V59H13ZM130 60V58H129ZM163 60V58H162ZM175 60V59H174ZM182 60V59H181ZM206 60V58H205ZM7 61V60H6ZM152 61V60H150ZM168 61V60H167ZM172 61V60H171ZM169 61V62H171ZM176 61V60H175ZM184 61V60H183ZM188 61V60H186ZM197 61V60H195ZM194 61V62H195ZM207 61V60H206ZM204 61V63L206 62ZM220 61V60H219ZM230 61V60H229ZM235 61V60H234ZM4 62V61H3ZM9 62V60H8ZM132 62V61H131ZM131 62L129 61V64H131ZM163 62V61H162ZM162 62H160L162 64ZM200 62V61H199ZM5 63V62H4ZM11 63V61H10ZM154 63V62H152ZM156 63V62H155ZM176 63V62H173ZM198 63V62H197ZM195 63V65L197 64ZM211 63V61H210ZM221 63V62H220ZM1 64V63H0ZM13 64V63H12ZM37 64V63H36ZM126 64V63H125ZM124 64V66H125ZM128 64V65H129ZM159 64V65H161ZM188 64V63H187ZM190 64V63H189ZM194 64V63H193ZM214 64V62H213ZM219 64V62H218ZM8 64H6L5 66H7ZM35 65V64H34ZM39 65V66H40ZM132 67L133 65L137 67L141 68H145V66L147 65L146 60L142 59H138L135 58L133 59L132 62ZM170 65V64H169ZM176 65V64H175ZM194 65V66H195ZM209 65V64H208ZM207 65V66H208ZM231 65V64H230ZM239 65V64H238ZM10 66V65H9ZM8 66V67H9ZM12 66V65H11ZM43 66V67H44ZM174 66V65H173ZM177 66V65H176ZM179 66V65H178ZM229 65H227L228 67ZM244 66V64H243ZM1 67V66H0ZM31 67V65H30ZM29 67V68H30ZM122 67V66H121ZM147 67V66H146ZM159 67V66H158ZM164 67V66H162ZM166 67V66H165ZM198 67V66H197ZM217 67V66H216ZM6 68V67H5ZM10 68V67H9ZM149 68V67H148ZM160 68V67H159ZM168 68V67H167ZM183 68V67H182ZM181 68V69H182ZM191 68V66L189 67ZM196 68V67H195ZM226 68V66H225ZM232 68V67H229ZM235 68V67H234ZM233 68V69H234ZM253 68V67H252ZM126 69V68H125ZM124 69V70H125ZM130 68H128L129 70ZM157 70V68H154ZM166 69V68H165ZM188 69V68H187ZM216 69V68H215ZM219 69V68H218ZM239 69V68H238ZM123 70V69H122ZM121 70V71H122ZM127 70V69H126ZM125 70V71H126ZM134 70V69H132ZM131 70V71H132ZM142 70V69H141ZM144 70V69H143ZM149 70V69H147ZM194 70V69H192ZM197 70V69H196ZM195 70V71H196ZM199 70V69H198ZM228 70V69H227ZM245 70V69H244ZM40 71V70H39ZM130 71V72H131ZM174 71V70H172ZM184 72V70H182ZM226 71V70H225ZM44 72V71H43ZM123 72V71H122ZM128 72V71H127ZM135 72V71H133ZM142 72V71H141ZM144 72V71H143ZM142 72V73H143ZM148 72V71H147ZM151 72V71H150ZM160 72V71H159ZM163 72V71H162ZM190 72V70H189ZM198 72V71H197ZM232 72V70H231ZM235 72V71H234ZM233 72V73H234ZM129 73V72H128ZM136 73V72H135ZM140 73V72H139ZM137 73V74H139ZM157 73V72H156ZM161 73V72H160ZM168 73V72H166ZM179 73V72H178ZM193 73V72H192ZM191 73V74H192ZM195 73V72H194ZM215 73V72H214ZM219 73V72H218ZM229 73V72H228ZM233 73H231V76L233 77ZM241 73V71H240ZM243 73V72H242ZM3 74V75H4ZM37 74V73H36ZM40 74V73H39ZM118 74V73H117ZM141 74V73H140ZM144 74V73H143ZM176 74V73H175ZM187 74V73H186ZM209 74V73H208ZM235 74V73H234ZM1 75V74H0ZM135 74H133L134 76ZM142 75V74H141ZM147 75V74H146ZM181 75V74H180ZM180 75L178 77H180ZM223 75V74H222ZM37 76V75H36ZM42 76V74H41ZM47 76V75H46ZM50 76V75H49ZM120 76V74H119ZM128 76V77H127ZM132 76V75H131ZM154 76V74H153ZM160 76V75H159ZM183 77V75H181ZM228 76V75H227ZM226 76V77H227ZM145 77V76H144ZM162 77V76H161ZM160 77V78H161ZM174 77V76H173ZM176 77V76H175ZM180 79H183V78ZM206 78V76H204ZM208 77V76H207ZM214 77V76H212ZM238 77V76H237ZM1 78V76H0ZM136 78V76H135ZM141 78V77H140ZM203 78V77H202ZM216 78V76H215ZM213 78V79H215ZM219 78V77H218ZM225 78V77H224ZM117 79V75L116 78ZM149 79H152V77H150ZM155 79V78H154ZM168 79V78H166ZM174 79V78H173ZM188 79V78H186ZM199 79V78H198ZM204 79V78H203ZM209 79V78H208ZM223 79V78H222ZM234 79V78H233ZM4 81V79H2ZM9 80V81H10ZM129 80V79H128ZM135 80V79H133ZM137 80H140L139 78ZM136 80V81H137ZM153 80V79H152ZM161 80V79H160ZM165 80V79H164ZM163 80V81H164ZM170 80V79H169ZM185 80V79H184ZM200 80V79H199ZM206 80V79H205ZM211 80V79H210ZM218 80V79H217ZM226 80V78H225ZM44 81V80H43ZM132 80H130L131 82ZM143 81V80H142ZM151 81V80H150ZM154 81V80H153ZM162 81V82H163ZM171 81V80H170ZM174 81V80H173ZM178 81V80H177ZM181 81V80H180ZM188 81V80H187ZM186 81V82H187ZM190 81V80H189ZM198 81V80H197ZM221 81V80H219ZM224 81V80H223ZM227 81V80H226ZM232 81V80H231ZM239 81V80H238ZM241 81V80H240ZM244 81V80H243ZM138 82V81H137ZM140 82V81H139ZM146 82V81H145ZM185 82V81H183ZM182 82V84H183ZM210 82V81H209ZM213 82V80H212ZM229 82V81H228ZM242 82V81H241ZM13 83V82H12ZM54 83V84H53ZM133 83V81H132ZM135 83V81H134ZM141 83V82H140ZM148 83V82H147ZM150 83V82H149ZM166 83V82H165ZM164 83V84H165ZM188 83V82H187ZM217 83V81H216ZM234 83V82H233ZM245 83V82H243ZM5 84V83H2ZM129 83H127L128 85ZM139 84V83H138ZM143 84V82H142ZM160 83H158L159 85ZM163 84V83H162ZM172 84V82L170 83ZM174 84V83H173ZM176 84V83H175ZM180 85V82L177 83ZM176 84V85H177ZM186 84V83H185ZM184 84V86H185ZM189 84H192L189 82ZM198 84V83H197ZM209 84V83H208ZM212 84V83H211ZM241 84V83H240ZM41 85V84H40ZM130 85V84H129ZM148 85V84H147ZM157 85V86H158ZM175 85V86H176ZM178 85V86H179ZM188 85V84H186ZM221 85V84H220ZM234 85V84H233ZM45 86V85H44ZM126 86V85H125ZM131 86V85H130ZM141 86V85H140ZM182 86V85H181ZM196 86V85H195ZM228 86V85H227ZM238 85H236V89L237 91H241L242 88H240ZM2 87V86H1ZM38 90H40L39 92H37L36 88ZM132 87V86H131ZM209 87V86H208ZM4 88V87H3ZM8 88V87H7ZM47 88V87H46ZM51 88V87H50ZM126 88H129L126 87ZM146 88V87H145ZM156 88V87H155ZM177 88V87H176ZM6 89V87H5ZM102 89V91H101ZM132 89V88H130ZM137 89V88H136ZM143 89V88H142ZM9 89L6 90H1L0 89V101L6 99L7 97H10V92L8 91ZM51 90V89H50ZM54 89H52L53 91ZM148 90V89H147ZM175 90V89H174ZM182 90V89H181ZM207 90V89H206ZM211 90V89H210ZM226 90V89H225ZM229 90V89H228ZM235 90V89H234ZM244 90V89H243ZM27 91V90H26ZM55 91V90H54ZM163 91V90H162ZM165 91V90H164ZM173 91V90H172ZM176 91V90H175ZM188 91V90H187ZM194 91V90H193ZM209 91V90H208ZM218 91V90H217ZM233 91V90H232ZM51 92V91H50ZM64 92V93H65ZM153 92V91H152ZM157 92V91H156ZM174 92V91H173ZM177 92V91H176ZM179 92V91H178ZM191 92L190 90L188 91V93ZM196 92V91H195ZM230 92V91H229ZM26 93V92H25ZM61 93V92H60ZM133 93V91H132ZM145 93V92H144ZM164 92H162L163 94ZM166 94H168L167 92H165ZM198 93V92H196ZM220 93V92H219ZM233 93V92H232ZM248 93V92H247ZM59 94V93H58ZM134 94V93H133ZM180 94V93H179ZM206 94V93H205ZM208 94V93H207ZM217 94V93H216ZM249 94V93H248ZM61 94H59L60 96ZM136 95V93H135ZM139 95V94H137ZM146 96V94H144ZM142 95V96H144ZM149 95V94H148ZM160 95V94H159ZM174 95V94H173ZM177 95V94H176ZM196 95V94H195ZM209 95V94H208ZM221 95V94H220ZM54 97V95H52ZM140 96V95H139ZM184 96V95H183ZM193 96V95H191ZM198 96V95H197ZM204 96V94H203ZM213 96V95H212ZM211 96V98H212ZM66 97V96H65ZM76 97V96H75ZM166 97V95H165ZM217 97V96H216ZM223 97V96H222ZM228 97V96H227ZM142 98V97H141ZM156 98V97H155ZM162 98V97H161ZM171 98V97H170ZM181 96L178 98L180 99ZM183 98V97H182ZM185 98V97H184ZM188 98V97H187ZM199 98V97H198ZM203 98V97H202ZM244 98V97H243ZM77 99V98H76ZM136 99H138L136 97ZM144 99V98H143ZM146 99V98H145ZM149 99V98H148ZM154 99V98H153ZM158 99V98H156ZM175 99V97H174ZM177 99V100H178ZM241 99V98H240ZM251 99V97H250ZM253 99V98H252ZM9 100V99H8ZM133 100V99H132ZM140 100V98H139ZM138 100V101H139ZM151 100V99H150ZM169 100V99H168ZM176 100V99H175ZM187 100V99H186ZM6 101V100H5ZM65 101V100H64ZM136 101V100H134ZM149 101V100H148ZM157 102V100H155ZM162 101V99H161ZM179 103L180 100H178ZM177 101V102H178ZM191 101V100H190ZM199 101V100H198ZM217 101V99H216ZM239 101V99H238ZM242 101V100H241ZM17 102V101H16ZM15 102V103H16ZM20 102V101H19ZM41 102V101H40ZM77 102V101H76ZM79 102V103H80ZM143 102V101H142ZM147 102V101H146ZM169 102V101H168ZM192 102V101H191ZM210 102V100H209ZM212 102V101H211ZM253 101H251L252 103ZM255 102V101H254ZM3 103V102H2ZM1 103V104H2ZM6 103V102H5ZM14 103V104H15ZM61 103V102H60ZM58 102L55 103H50L51 106H47L46 110L49 111V109H54L53 113H49L50 116L45 117L46 114H48L47 112L44 113V117L45 118H35L33 117H29L28 119L25 117L23 118L22 116H18L15 118L16 123L18 124V126L16 127H11L10 126V130L12 131V139L13 142L12 144L14 145V148H11L12 150H15L16 148V144L18 143V138L20 137L19 134L21 133V128H25V127H33V128H38L40 130V132L45 135V137H47V135L50 134V140L52 139L54 141V139H57L58 136V131H57V127L55 126V124L57 122H59V117L58 116V110H60L62 104H60ZM70 103V102H69ZM80 103V104H81ZM131 103V101H130ZM134 103V102H133ZM140 103V102H139ZM240 106L242 105L241 102ZM237 103V104H238ZM45 104V102L43 103ZM72 104V103H71ZM122 103H120L121 105ZM127 103H125L126 105ZM137 104V103H136ZM162 104V103H161ZM177 104V103H176ZM189 104V103H188ZM187 104V105H188ZM220 104V103H219ZM254 104V103H253ZM3 105V104H2ZM10 105V104H9ZM74 105V104H73ZM78 105V103H77ZM115 105V104H114ZM124 105V104H123ZM149 105V104H148ZM165 105V104H164ZM183 105V104H182ZM181 105V106H182ZM197 105V104H196ZM244 105V104H243ZM7 106V105H6ZM14 106V105H13ZM11 105V108L13 107ZM128 106V105H126ZM126 106H124L123 108H125ZM137 106V105H136ZM135 106V108H136ZM154 106V105H152ZM171 106V105H169ZM180 106V107H181ZM209 106V105H208ZM24 107V106H23ZM44 107V106H43ZM42 107V108H43ZM81 107V106H78ZM139 107V106H138ZM148 107V106H147ZM150 107V106H149ZM162 107V106H161ZM164 107V106H163ZM179 106H177L178 108ZM206 107V106H205ZM5 108V107H4ZM14 108V107H13ZM16 108V106H15ZM77 108V107H76ZM122 108V109H123ZM140 108V107H139ZM139 108L137 110H139ZM152 108V107H151ZM184 108V107H183ZM240 108V107H239ZM243 108V107H242ZM8 109V108H7ZM7 109H2V107L0 108V122L4 123V124H8V120H9V116H8V111ZM27 109V108H26ZM75 109V108H74ZM157 109V107H156ZM180 109V108H179ZM193 109V108H192ZM203 109V107H202ZM116 111H118L117 109H115ZM126 110H128L126 108ZM126 110L124 112H126ZM177 110V109H176ZM185 110V109H183ZM200 110V109H199ZM205 110H207L205 108ZM251 110V109H250ZM121 111V110H119ZM136 111V110H134ZM133 111V112H134ZM181 111V110H180ZM187 111V110H186ZM194 111V110H193ZM241 111V110H239ZM245 111V110H244ZM29 112V111H28ZM36 112V111H35ZM44 112V111H42ZM51 112V111H50ZM114 112V111H113ZM128 112V111H127ZM126 112V113H127ZM141 112V111H140ZM182 112V111H181ZM185 112V111H184ZM192 112V111H190ZM189 112V113H190ZM195 112V111H194ZM197 112V111H196ZM201 112V110H200ZM204 112V111H203ZM122 113V112H121ZM155 113V112H154ZM187 113V112H186ZM206 113V112H205ZM208 113V112H207ZM211 113V112H210ZM240 113V112H239ZM42 114V113H41ZM124 114V113H123ZM150 114V113H149ZM177 114V113H176ZM198 114V113H197ZM212 114V113H211ZM35 115V114H34ZM116 115V113H115ZM125 115V114H124ZM127 115V114H126ZM135 115V114H134ZM161 115V114H160ZM191 115V114H190ZM196 115V113L194 114ZM193 115V116H194ZM201 115V114H200ZM208 115V114H207ZM120 116V115H119ZM128 116V115H127ZM144 116V115H143ZM142 116V117H143ZM159 116V114H158ZM11 117V116H10ZM38 117V116H37ZM126 117V116H125ZM170 117V116H169ZM172 117V115H171ZM182 117V116H181ZM195 117V116H194ZM197 117V116H196ZM199 117V116H198ZM212 117V116H211ZM240 117V116H239ZM61 118V117H60ZM65 118V117H64ZM69 118V117H68ZM113 118V119H112ZM123 118V117H122ZM131 118V117H130ZM140 118V117H139ZM151 118V117H150ZM159 118V117H158ZM179 117L177 116V119ZM205 118V117H204ZM118 119V116L117 118ZM121 119V118H120ZM119 119V120H120ZM142 119V118H141ZM147 119V118H146ZM189 119V118H188ZM187 119V120H188ZM194 119V118H192ZM202 119V115L201 118ZM64 120V119H63ZM74 120V119H73ZM132 120V118H131ZM130 120V121H131ZM135 120V119H133ZM139 120V119H138ZM143 120V119H142ZM150 120V119H149ZM157 120V119H156ZM155 120V121H156ZM164 120V119H163ZM196 120V119H195ZM240 120V119H239ZM258 120V119H256ZM61 121V120H60ZM121 121V120H120ZM147 121V120H146ZM160 121V120H159ZM162 121V120H161ZM169 121V120H168ZM181 121V120H180ZM203 121V120H202ZM202 121L200 122V124H203ZM248 121V120H247ZM65 122V121H63ZM127 122V120H126ZM134 122V121H133ZM143 122V121H142ZM149 123L151 122L148 121ZM157 122V121H156ZM164 122V121H163ZM189 122V121H186ZM222 122V121H221ZM252 122V121H251ZM11 123V122H10ZM66 123V122H65ZM83 123V122H82ZM123 123V122H122ZM130 123V122H129ZM137 125L139 123L136 122ZM145 123V122H144ZM154 123V122H153ZM165 123V122H164ZM163 123V124H164ZM180 123V122H179ZM193 123V122H192ZM191 123V124H192ZM198 123V122H196ZM208 123V122H207ZM250 123V122H249ZM60 124V122H59ZM72 124V123H71ZM70 124V125H71ZM133 124V123H132ZM147 124V123H146ZM152 124V123H151ZM166 124V123H165ZM170 125L172 123H169ZM169 124H167L169 126ZM190 124V125H191ZM205 124V123H204ZM237 124H241L240 122ZM253 124V122H252ZM5 125V126H6ZM16 125V124H15ZM14 125V126H15ZM63 125V124H62ZM67 125V123H66ZM73 125V124H72ZM78 125V124H77ZM148 125V124H147ZM154 125V124H153ZM159 125V122H158ZM162 125V123H161ZM180 125H182V123H180ZM185 125V124H184ZM208 125V124H207ZM214 125V124H213ZM22 126V127H20ZM76 126V124H75ZM123 126V125H122ZM129 126V124H128ZM135 126V124H134ZM146 126V125H145ZM152 126V125H151ZM156 126V123H155ZM166 126V125H165ZM175 126V125H174ZM189 126V125H188ZM196 126V125H195ZM8 127V126H6ZM20 127V128H18ZM59 127V126H58ZM80 127V126H79ZM127 127V126H126ZM131 127V126H130ZM141 127V126H140ZM147 127V126H146ZM150 127V126H149ZM190 127V126H189ZM194 127V126H193ZM27 128V130H29ZM67 129V127H65ZM64 128V129H65ZM71 128V127H70ZM73 128V126H72ZM78 128V127H77ZM168 128V127H167ZM166 128V129H167ZM180 128V127H179ZM177 128V129H179ZM201 128V127H200ZM6 129H9L6 128ZM5 129V130H6ZM32 129V128H31ZM30 129V130H31ZM59 129V128H58ZM79 129V128H78ZM81 129V128H80ZM128 129V127H127ZM142 129V128H141ZM159 129V128H158ZM157 129V130H158ZM162 129V128H161ZM170 129V128H169ZM185 129V128H184ZM183 129V130H184ZM191 129V128H190ZM189 129V130H190ZM195 129V128H194ZM206 129V128H205ZM224 129V128H223ZM259 129V128H258ZM25 130V129H24ZM62 130V129H61ZM69 129H67L68 131ZM73 130V129H72ZM156 130V129H155ZM164 131V127L162 129ZM182 130V132H183ZM199 130V129H198ZM208 130H210L208 128ZM230 130V129H229ZM253 130V129H252ZM255 130V129H254ZM26 131V130H25ZM37 131V130H36ZM63 131V130H62ZM83 131V130H82ZM81 131V132H82ZM177 133L179 130H176ZM181 131V129H180ZM202 131V130H201ZM200 131V132H201ZM1 132V130H0ZM24 132V131H23ZM29 133V131H26L24 133ZM31 132V131H30ZM66 132V130H65ZM71 132V131H70ZM158 132V131H157ZM174 132V130H173ZM187 132V131H186ZM192 133V131H189ZM209 132V131H208ZM72 133V132H71ZM74 133V131H73ZM72 133V135H74ZM77 133V132H76ZM85 133V132H84ZM83 133V134H84ZM151 133V132H150ZM168 133V131H167ZM176 133V134H177ZM39 134V133H38ZM70 134V133H68ZM81 134V133H80ZM79 134V135H80ZM115 134V133H114ZM128 134V133H127ZM157 133H154V135ZM165 134V133H164ZM170 134V133H169ZM193 134V133H192ZM196 134V133H194ZM204 134V133H203ZM6 135V134H5ZM10 135V134H9ZM120 135V132H119ZM122 135V134H121ZM130 135V134H129ZM145 134L138 133L135 134V136L133 138H135L136 141H139ZM163 134H161L162 137ZM174 135V134H173ZM170 138H172V136ZM181 135V134H180ZM61 136V135H60ZM67 136V135H66ZM65 136V137H66ZM75 136V135H74ZM78 136V135H76ZM81 136V135H80ZM146 136V135H145ZM175 136V135H174ZM182 136V135H181ZM200 136V135H199ZM25 136H22V138ZM29 137V136H28ZM27 137V138H28ZM33 137V136H32ZM38 139V136H36ZM44 137V136H43ZM64 137V138H65ZM158 137V136H157ZM160 137V136H159ZM164 137V136H163ZM166 137V136H165ZM31 137H29L30 139ZM35 138V137H33ZM32 138V139H33ZM49 138V137H47ZM60 138V137H59ZM63 138V137H62ZM63 138V139H64ZM68 138V137H67ZM72 138V137H71ZM114 137V141H115ZM121 138V137H120ZM126 138V137H125ZM167 138V137H166ZM181 138V137H180ZM4 138H2L3 140ZM6 139V138H5ZM9 139V138H8ZM26 139V138H25ZM28 139V140H29ZM66 139V138H65ZM77 139V138H76ZM113 139V138H112ZM153 139V138H152ZM150 139V140H152ZM159 139V138H158ZM188 139V138H187ZM186 139V140H187ZM27 140V139H26ZM62 140V139H61ZM110 141V138L108 139ZM149 140V141H150ZM157 140V139H156ZM175 140V138H174ZM22 141V139H21ZM45 141V140H44ZM48 141V140H46ZM45 141V142H46ZM63 141V140H62ZM69 141V140H68ZM78 141V139L76 140ZM112 141V140H111ZM112 141V142H114ZM125 141V140H124ZM126 141H128V139H126ZM130 141V139H129ZM148 141V140H147ZM153 141V140H152ZM180 141V139H179ZM33 142V141H32ZM49 142V141H48ZM52 142V141H50ZM65 142V140H64ZM107 143V141H105ZM123 142V141H122ZM146 142V141H144ZM151 142V141H150ZM174 142V141H173ZM172 142V143H173ZM185 141H183L184 143ZM44 143V142H43ZM53 143V142H52ZM55 143V142H54ZM59 143V142H58ZM61 143V142H60ZM59 143V145L61 146V144ZM75 143V141H74ZM79 143V142H78ZM115 144H117V142H114ZM121 143V142H120ZM126 143V142H125ZM171 143V144H172ZM187 143V142H186ZM7 144V143H6ZM10 144V143H9ZM19 144V143H18ZM23 144V143H22ZM32 144V143H30ZM35 144V143H33ZM37 144V149L40 151L41 147L40 145ZM46 144V143H45ZM50 144V143H49ZM112 144V143H111ZM129 144V143H127ZM152 144V143H151ZM180 144V142H179ZM193 144V143H192ZM57 145V143H56ZM73 145V144H72ZM119 144H117L118 146ZM170 145V144H169ZM175 144H173L174 146ZM195 145V144H194ZM198 145V144H197ZM9 146V145H8ZM23 146V145H22ZM68 146V145H65ZM115 146V145H114ZM124 146V144H123ZM176 146V145H175ZM219 146V145H218ZM26 147V146H25ZM46 147V146H45ZM52 147V146H51ZM54 147V144H53ZM76 147V146H75ZM121 147V146H120ZM126 148V145L124 146ZM123 147V149H124ZM172 147V146H171ZM3 148V147H2ZM7 148V147H6ZM29 148V147H28ZM50 148V146H49ZM58 148V145H57ZM64 148V146H63ZM62 148V149H63ZM69 148V147H68ZM122 148V147H121ZM130 148V145L129 147ZM134 148V147H133ZM136 148V147H135ZM151 148V147H150ZM153 148V146H152ZM151 148V149H152ZM157 148V146H156ZM159 148V147H158ZM166 148V147H165ZM180 148V147H179ZM190 148V147H189ZM188 148V149H189ZM206 148V147H205ZM211 148V147H210ZM225 148V147H224ZM1 149V148H0ZM33 149V148H31ZM54 149V148H53ZM52 149V150H53ZM61 149V150H62ZM137 149V148H136ZM169 149V148H168ZM185 149V148H184ZM196 149V148H195ZM264 149V148H263ZM2 150V149H1ZM7 150V149H6ZM21 150V148H20ZM30 150V149H29ZM47 150V149H45ZM44 150V151H45ZM51 150V151H52ZM57 150V149H56ZM116 150V148H115ZM134 150V149H133ZM148 150V149H145ZM170 150V149H169ZM168 150V151H169ZM173 150V149H172ZM179 150V149H178ZM186 150V149H185ZM199 150V149H198ZM206 150V149H205ZM3 151V150H2ZM1 151V154H3ZM19 151V149H18ZM23 151V149H22ZM21 151V152H22ZM43 151V149H42ZM60 151V150H59ZM64 151V150H63ZM68 151V150H67ZM126 151V150H125ZM128 151V150H127ZM138 151V150H137ZM144 151V150H143ZM157 151V150H156ZM159 151V150H158ZM162 151V149H161ZM159 151V152H161ZM201 151V150H200ZM259 151V150H258ZM4 152V151H3ZM11 153V150L9 151ZM14 152V151H12ZM122 152V151H121ZM120 152V153H121ZM140 153V151H138ZM137 152V153H138ZM150 152V151H149ZM149 152L147 154H149ZM167 152V151H166ZM176 152V151H175ZM179 152V151H178ZM194 152V151H193ZM221 152V151H220ZM219 152V153H220ZM20 153V152H19ZM46 153H48V151H46ZM50 153V152H49ZM62 153V152H60ZM133 153V152H131ZM136 153V154H137ZM146 153V152H145ZM144 153V154H145ZM155 153V152H154ZM172 153V151H171ZM170 153V154H171ZM177 153V152H176ZM180 153V152H179ZM186 153V152H185ZM208 153V152H207ZM38 154V153H36ZM40 154V153H39ZM51 154V153H50ZM151 154V152H150ZM163 154V153H162ZM161 154V155H162ZM167 154L169 155V153L167 152ZM178 154V153H177ZM204 154V153H203ZM216 154V153H215ZM22 155V154H21ZM29 155H31L29 153ZM28 155V156H29ZM42 155V154H41ZM40 155V156H41ZM47 155V154H46ZM52 155V154H51ZM60 155V154H59ZM125 155V154H124ZM129 155V154H128ZM157 155V152L156 154ZM160 155V157H161ZM172 155V154H171ZM180 155V154H179ZM178 155V156H179ZM191 155V154H190ZM188 155V156H190ZM202 155V154H201ZM200 155V156H201ZM213 155V153H212ZM23 156V155H22ZM116 156V155H115ZM142 156V155H141ZM148 156V155H147ZM175 156V155H174ZM206 156V155H205ZM221 156V155H218ZM4 157V156H3ZM52 157V156H51ZM48 158L49 162H51L53 159L56 158ZM56 157V156H55ZM114 157V156H113ZM119 157V156H118ZM131 157V155H130ZM129 157V158H130ZM193 157V156H192ZM127 158V157H125ZM134 158V157H133ZM143 158V157H142ZM154 158V155H153ZM182 158V156H181ZM180 158V159H181ZM204 158V157H203ZM209 158V157H207ZM217 158V156H216ZM20 159V158H19ZM121 159V158H120ZM131 159V158H130ZM141 159V158H140ZM152 159V158H151ZM159 159V158H158ZM178 159V157H177ZM183 159V158H182ZM186 159V158H185ZM190 159V158H189ZM215 159V157H214ZM223 159V158H222ZM2 160V159H1ZM0 160V161H1ZM7 160V159H6ZM5 160V161H6ZM77 160V158H76ZM102 160V161H101ZM118 160V159H117ZM148 160V159H147ZM188 160V159H187ZM205 160V159H204ZM209 160V159H208ZM22 161V160H21ZM114 161V160H113ZM135 161V160H133ZM144 161V160H143ZM142 161V162H143ZM159 161V160H158ZM191 161V159H190ZM194 161V160H193ZM206 161V160H205ZM212 160H209V162ZM227 161V160H226ZM257 161V160H256ZM11 162V161H10ZM9 162V163H10ZM54 162V161H53ZM52 162V163H53ZM56 162V160H55ZM68 162V161H67ZM84 162V161H83ZM90 162V161H89ZM145 162V161H144ZM175 162V161H174ZM180 162V161H179ZM185 162V161H184ZM183 162V163H184ZM188 162V161H187ZM198 162V161H197ZM208 162V161H207ZM208 162V163H209ZM70 163V162H69ZM85 163V162H84ZM117 163V162H114ZM157 163V161H156ZM177 163V161H176ZM191 163V162H190ZM125 164V163H124ZM130 164V163H129ZM133 164V163H132ZM174 164V163H173ZM186 164V163H185ZM195 164V163H194ZM205 164V163H204ZM214 164V163H213ZM212 164V165H213ZM53 165V164H52ZM76 165V164H75ZM85 165V164H84ZM90 165V164H89ZM88 165V167H89ZM117 165V164H116ZM122 165V164H121ZM126 165V164H125ZM178 165V164H177ZM201 165V164H200ZM11 166V165H10ZM77 166V165H76ZM115 166V165H114ZM124 166V165H123ZM131 166V164H130ZM142 166V165H141ZM140 166V167H141ZM181 166V165H180ZM189 166V165H187ZM186 166V167H187ZM191 166V165H190ZM206 166V165H205ZM208 166V164H207ZM53 167V166H52ZM122 167V166H121ZM156 167V166H155ZM171 167V166H170ZM202 167V166H201ZM217 167V166H216ZM71 168V167H70ZM125 168V167H124ZM123 168V169H124ZM135 168V167H134ZM137 168V167H136ZM183 167H181L182 169ZM190 168V167H188ZM195 168V167H193ZM222 168V167H221ZM118 169V168H116ZM132 169V168H131ZM138 169H140L138 167ZM146 169V168H145ZM212 169V168H211ZM214 169V168H213ZM72 170V169H71ZM74 170V169H73ZM85 170V169H84ZM137 170V169H136ZM153 170V169H152ZM170 170V169H169ZM184 170H186L184 168ZM195 170V169H194ZM208 170V169H207ZM79 171V170H78ZM122 171V170H120ZM124 171V170H123ZM122 171V173H123ZM141 171V170H140ZM150 171V170H149ZM171 171V170H170ZM187 171V170H186ZM260 171V170H259ZM27 172L30 174V176H28L29 178L26 179L24 177H26L24 175V173ZM132 172V171H131ZM145 172V171H144ZM147 172V171H146ZM151 172V171H150ZM208 172V171H207ZM72 173V172H71ZM129 173V170H128ZM134 173V172H132ZM194 173V172H193ZM205 173V171H204ZM216 173V172H215ZM214 173V175H215ZM219 173V172H218ZM78 174V173H77ZM76 174V175H77ZM81 174V173H80ZM120 174V172H119ZM131 174V173H130ZM146 174V173H145ZM154 174V173H153ZM152 174V175H153ZM176 174V173H175ZM178 174V173H177ZM176 174V175H177ZM186 174V173H185ZM188 174V172H187ZM192 174V172H191ZM27 175V174H26ZM125 175V174H123ZM122 175V176H123ZM159 175V174H158ZM173 174L171 173V176ZM183 175V174H182ZM195 175V174H194ZM220 175V174H219ZM218 175V176H219ZM24 176V177H23ZM115 176H118V174H116ZM147 176V174H146ZM151 176V175H150ZM150 176L148 178H150ZM166 176V175H165ZM164 176V177H165ZM169 176V175H168ZM169 176V177H171ZM175 176V175H174ZM189 176V174H188ZM192 176V175H190ZM216 176V175H215ZM221 176V175H220ZM225 176V175H224ZM73 177V176H72ZM75 177V176H74ZM78 177V176H77ZM143 177V176H142ZM152 177V176H151ZM181 177V176H180ZM185 177V175H184ZM249 177V176H248ZM247 177V178H248ZM161 178H163L161 176ZM168 178V177H166ZM165 178V179H166ZM196 178V177H195ZM197 178H199L197 176ZM201 178V177H200ZM74 179V178H73ZM133 178H130V180ZM135 179V178H134ZM152 179V178H151ZM175 179V178H174ZM182 178H180L181 180ZM184 179V178H183ZM190 179V178H189ZM216 179V178H215ZM223 179V178H222ZM146 180V179H145ZM148 180V179H147ZM155 180V179H154ZM163 180V179H162ZM186 180V179H185ZM191 180V179H190ZM207 180V179H206ZM210 180V179H209ZM78 181V180H76ZM142 181V180H141ZM149 181V180H148ZM161 181V180H160ZM165 181V180H164ZM167 181V180H166ZM182 181V180H181ZM184 181V180H183ZM191 181H195V180H191ZM121 182V181H120ZM125 182V181H124ZM155 182V181H154ZM154 182H152V184H154ZM175 182V181H174ZM190 182V181H189ZM220 182V181H219ZM245 182V181H244ZM264 182V181H263ZM139 183V180H138ZM144 183V182H143ZM162 183V181H161ZM184 183V182H181ZM198 183V182H196ZM227 183V182H225ZM234 183V182H233ZM120 184V183H119ZM122 184V183H121ZM124 184V183H123ZM133 184V183H132ZM151 184V185H152ZM189 184V183H188ZM224 184V183H223ZM263 184V183H262ZM127 185V184H126ZM141 185V184H140ZM176 185V184H175ZM246 185V184H245ZM142 186V185H141ZM140 186V189H141ZM144 186V184H143ZM147 186V185H146ZM158 186V185H157ZM172 186V185H171ZM170 186V188H171ZM174 186V185H173ZM186 186V185H185ZM188 187H190L189 185H187ZM220 186V185H219ZM223 186V185H222ZM68 188L71 190V192L73 193L72 195L76 196V201H80L83 204L84 208L83 210L84 213H77L76 211H70L68 213H64V211L62 212V209H66L65 206L69 205V199H63L62 197L58 196V194L60 193V191L64 188ZM116 187L117 186L116 184ZM129 187V186H128ZM134 187V185H133ZM162 187H164L162 185ZM179 187V186H178ZM181 187V184H180ZM263 187V186H262ZM115 188V187H114ZM144 188V187H143ZM174 188V187H173ZM185 188V187H184ZM192 188V187H190ZM222 188V187H221ZM220 188V190H221ZM224 188V187H223ZM222 188V189H223ZM127 189V188H126ZM131 189V188H130ZM158 189V188H157ZM167 189V188H165ZM169 189V188H168ZM177 189V188H176ZM180 189V188H179ZM182 189V188H181ZM219 189V188H218ZM236 189V188H235ZM125 190V189H124ZM145 190V188H144ZM147 190V189H146ZM175 190V189H174ZM185 190V189H184ZM189 190V189H188ZM264 190V189H263ZM117 191V190H116ZM158 191V190H156ZM160 191V190H159ZM178 191V189L176 190ZM198 191V190H197ZM167 192H169V190H167ZM172 192V191H171ZM228 192V191H227ZM66 194V192H64ZM63 193V194H64ZM130 190H129V192ZM145 193V192H143ZM161 193V192H160ZM159 193V194H160ZM165 193V192H164ZM177 193V192H176ZM219 193V192H218ZM70 194V193H68ZM122 194V193H120ZM156 194V193H155ZM163 194V193H161ZM125 195V194H124ZM141 195V194H140ZM169 195V194H167ZM156 196V195H155ZM174 196V195H172ZM178 196V195H177ZM65 197V196H64ZM164 197V195L162 196ZM166 197V196H165ZM171 197V195H170ZM218 197V196H217ZM221 197V196H220ZM225 197V196H224ZM229 197V196H228ZM68 198V197H67ZM116 198V197H115ZM124 198V197H123ZM131 198V197H130ZM146 198V197H145ZM173 198V197H172ZM236 198V197H235ZM240 198V197H239ZM253 198V197H252ZM54 199H56V201H54ZM71 199V198H70ZM74 199V198H72ZM122 199V198H121ZM135 199V198H134ZM137 199V198H136ZM139 199V198H138ZM174 199V198H173ZM223 199V198H222ZM227 199V198H226ZM241 199V198H240ZM4 200V199H3ZM10 200V202H11ZM120 200V199H119ZM131 200V199H130ZM147 200V198H146ZM145 200V201H146ZM163 200V199H162ZM176 200V199H175ZM173 200V201H175ZM225 200V199H224ZM239 200V199H238ZM242 200V199H241ZM6 200H4L3 202H5ZM9 201V200H8ZM123 201V200H122ZM153 201V199H152ZM165 201V200H164ZM231 201V200H230ZM237 201V199H236ZM2 202V203H3ZM120 201H118L119 203ZM127 202V201H126ZM133 202V201H132ZM138 202V201H137ZM147 202V201H146ZM145 202V203H146ZM159 202V201H158ZM234 202V201H232ZM238 202V201H237ZM236 202V203H237ZM72 203V202H71ZM235 203V202H234ZM261 203V202H259ZM73 204V203H72ZM175 204V203H174ZM244 204V203H243ZM81 205V204H80ZM148 205V204H147ZM168 205V204H167ZM240 205V203H239ZM247 205V204H246ZM131 206V205H130ZM151 206V205H149ZM148 206V207H149ZM157 206V205H156ZM160 206V204H159ZM244 206V205H242ZM133 207V206H132ZM139 207V206H138ZM167 207V206H166ZM165 207V208H166ZM209 207V206H208ZM207 207V208H208ZM236 207V206H234ZM238 207V206H237ZM241 207V206H240ZM239 207V208H240ZM255 207H257L255 205ZM135 208V207H134ZM150 208V207H149ZM163 208V207H162ZM168 208V207H167ZM173 208V207H172ZM183 208V207H182ZM244 208V207H243ZM258 208H260V205L258 206ZM262 208V207H261ZM153 209V208H152ZM158 209V208H157ZM246 209V208H245ZM256 209V208H255ZM135 210V209H134ZM160 210V209H159ZM158 210V211H159ZM263 210V209H262ZM113 211V213H112ZM151 211V210H150ZM157 211V210H156ZM160 212V211H159ZM256 212V211H255ZM137 213V212H136ZM197 213V212H196ZM204 213V212H203ZM241 213V212H240ZM195 214V212L193 213ZM198 214V213H197ZM221 214V213H220ZM232 214V213H231ZM239 214V213H238ZM137 215V214H136ZM199 215V214H198ZM197 215V216H198ZM141 215H139L140 217ZM148 216V215H147ZM236 216V215H235ZM240 216V215H239ZM242 216V215H241ZM244 216V215H243ZM131 218V217H130ZM138 218V217H137ZM200 218V217H199ZM198 218V219H199ZM240 218V217H239ZM238 218V219H239ZM132 219V218H131ZM143 219V218H142ZM153 219V218H152ZM209 219V218H208ZM134 220V219H133ZM169 220V219H168ZM172 219H170L171 221ZM194 220V219H192ZM191 220V221H192ZM197 220V219H196ZM195 220V221H196ZM159 221V220H158ZM173 221V220H172ZM241 221H242V217H241ZM155 222V219H154ZM160 222V221H159ZM168 222V221H167ZM197 222V221H196ZM195 222V223H196ZM201 222V221H200ZM226 222V221H225ZM133 223V222H132ZM138 223V222H137ZM140 223V221H139ZM171 223V222H169ZM173 223V222H172ZM208 223V222H207ZM238 223V222H237ZM246 223V222H245ZM116 224V223H114ZM141 224V223H140ZM143 224V223H142ZM141 224V225H142ZM153 224V223H152ZM260 224V223H259ZM129 225V224H128ZM138 225V224H137ZM196 225V224H195ZM210 225H215L211 224ZM241 225V224H240ZM249 225V224H248ZM133 226V225H132ZM145 226V225H144ZM149 226V225H148ZM209 226V225H208ZM239 226V225H238ZM119 227V226H118ZM134 227V226H133ZM150 227V226H149ZM148 227V229H149ZM162 227V226H160ZM199 227V225H198ZM236 227V226H235ZM234 227V228H235ZM263 227V226H262ZM120 228V227H119ZM146 228V227H145ZM143 227V229H145ZM153 228H156L153 226ZM151 227V229H153ZM159 228V227H158ZM188 228V227H187ZM214 228V227H213ZM218 227H216L217 229ZM244 228V227H243ZM146 229V230H148ZM229 229V228H227ZM233 229V228H232ZM231 229V230H232ZM122 230V229H121ZM138 230V229H137ZM157 230V229H156ZM199 230V229H198ZM202 230V229H201ZM235 230V229H234ZM247 230V229H246ZM253 231V229H251ZM260 230V229H259ZM264 229L262 228V231ZM124 231V230H122ZM128 231V230H127ZM141 231V230H140ZM143 231V230H142ZM149 231V230H148ZM160 231H162L160 229ZM200 231V230H199ZM198 231V232H199ZM220 231V230H219ZM223 231V230H222ZM233 231V230H232ZM242 231V229H241ZM261 231V232H262ZM130 232V231H129ZM134 232V231H133ZM184 232V231H183ZM214 232V229H213ZM212 232V233H213ZM224 232V231H223ZM228 232V231H227ZM226 232V233H227ZM230 232V231H229ZM228 232V233H229ZM234 232V231H233ZM240 232V231H239ZM244 232V231H242ZM121 233V232H120ZM123 233V232H122ZM125 233V232H124ZM123 233V234H124ZM128 233V232H127ZM162 233V232H161ZM216 233V232H214ZM222 233V232H221ZM236 233V232H235ZM256 233V231L254 232ZM264 233V232H262ZM129 234V233H128ZM148 234V233H147ZM150 234V233H149ZM159 234V233H158ZM218 234H220L218 232ZM234 234V233H233ZM122 235V234H121ZM167 235V234H166ZM169 235V234H168ZM143 236V235H142ZM146 236V234H145ZM149 236V235H148ZM210 236V235H209ZM222 236V235H221ZM230 236V235H229ZM236 236V235H235ZM246 236V235H245ZM123 237V236H122ZM125 237V235H124ZM129 237V236H128ZM135 237V236H134ZM144 237V236H143ZM215 237V236H214ZM220 237V236H218ZM240 237V236H239ZM133 238V237H132ZM147 238V237H146ZM162 238V236L160 237ZM227 238V237H226ZM238 238V237H237ZM241 238V237H240ZM91 239H94L93 241ZM119 239V237H118ZM123 239V238H122ZM135 239V238H134ZM137 239V238H136ZM150 239V237H149ZM219 239V238H218ZM222 239V238H221ZM220 239V240H221ZM228 239V238H227ZM231 239V238H230ZM236 239V238H234ZM244 239V238H243ZM257 239V238H256ZM255 239V240H256ZM125 241V239H123ZM123 240H119V241H123ZM144 240V239H141ZM254 240V241H255ZM108 241H110V243H108ZM135 241V240H134ZM155 241V240H154ZM162 241V240H161ZM160 241V242H161ZM180 241V240H179ZM217 241V240H216ZM224 241V240H223ZM257 241V240H256ZM129 242V241H126ZM133 242V241H132ZM136 242V241H135ZM214 242V241H213ZM226 242V241H225ZM237 242V241H236ZM234 240V243H236ZM239 242V241H238ZM243 242V241H242ZM117 243V242H116ZM114 243V245L116 244ZM122 243V242H121ZM139 243V242H138ZM144 243V242H143ZM245 243V242H244ZM258 243V242H257ZM162 244V243H161ZM253 244L252 242L250 243V245ZM111 245V244H110ZM138 245V244H137ZM145 245V243H144ZM158 245V244H157ZM217 245V243H216ZM224 245V244H223ZM228 245V244H227ZM233 245V244H232ZM246 245V244H245ZM248 245V244H247ZM112 246V245H111ZM122 246V245H120ZM126 246V245H125ZM130 246V245H129ZM136 246V245H135ZM226 246V245H225ZM229 246V245H228ZM227 246V247H228ZM231 246V245H230ZM236 246V245H235ZM115 247V246H114ZM127 247V246H126ZM132 247V246H131ZM234 247V246H233ZM246 247V246H245ZM140 248V247H138ZM143 248V247H142ZM141 248V249H142ZM219 248H220V244H219ZM224 248V247H222ZM252 248V247H251ZM122 249V248H121ZM127 249V248H126ZM134 249V248H133ZM145 249V248H144ZM159 249V248H158ZM234 249V248H232ZM187 250V249H186ZM185 250V251H186ZM237 250V249H236ZM122 251V250H121ZM141 251V250H140ZM139 251V252H140ZM183 251V250H181ZM214 251V250H213ZM220 251V250H219ZM230 251V250H229ZM239 251V250H238ZM252 251V250H250ZM249 251V252H250ZM104 252V251H103ZM114 252V251H113ZM187 252V251H186ZM257 252V251H256ZM147 253V252H146ZM174 253V252H173ZM176 253V251H175ZM226 253V252H225ZM231 253V252H230ZM255 253V251H254ZM104 254V253H103ZM111 254V253H110ZM149 254V253H148ZM180 254V253H179ZM184 254V253H182ZM236 254V253H235ZM239 254V253H238ZM237 254V255H238ZM121 255V254H120ZM138 255V254H137ZM140 255V253H139ZM142 255V254H141ZM140 255V256H141ZM176 255V254H175ZM223 255V254H222ZM228 255V254H227ZM246 255V254H245ZM254 255V254H253ZM259 255V254H258ZM262 255V254H261ZM104 256V255H103ZM107 256V255H106ZM143 256V255H142ZM217 256V255H216ZM241 255L239 254V257ZM102 257V256H101ZM114 257V255H113ZM153 257V256H152ZM168 257V256H166ZM180 257V256H179ZM178 257V258H179ZM185 257V256H184ZM219 257V256H218ZM217 257V258H218ZM237 257V256H236ZM235 257V258H236ZM254 257V256H253ZM257 257V256H256ZM115 258V257H114ZM142 258V257H140ZM155 258V257H154ZM169 258V257H168ZM225 258V257H224ZM259 258V257H258ZM263 258V257H261ZM112 259V258H111ZM117 259V258H116ZM177 259V258H176ZM219 259V258H218ZM217 259V260H218ZM229 259V257H228ZM249 259V258H248ZM247 259V260H248ZM251 259V258H250ZM114 260V259H113ZM123 260V259H122ZM125 260V259H124ZM123 260V261H124ZM264 260V259H263ZM107 261V260H106ZM109 261V260H108ZM112 261V260H111ZM117 261V260H116ZM236 261V260H235ZM239 261V260H238ZM256 261V260H255ZM104 262V261H103ZM114 262V261H112ZM119 262V261H118ZM174 262V260H173ZM177 262V261H176ZM175 262V263H176ZM241 262V261H240ZM260 262V261H259ZM229 263V262H228ZM239 263V262H238ZM237 263V264H238ZM243 263V262H242ZM253 263V261H252ZM111 264V263H110ZM116 264V263H115ZM123 264V263H122ZM126 264V263H125ZM164 264V263H163ZM215 264V263H214ZM245 264V263H243Z\"/></svg>",
  "mask_w": 264,
  "mask_h": 264
}]
</instances>
